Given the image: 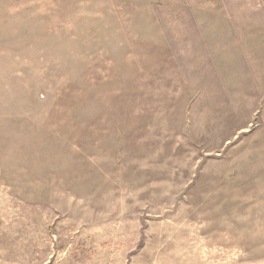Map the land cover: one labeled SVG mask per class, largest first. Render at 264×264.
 Returning a JSON list of instances; mask_svg holds the SVG:
<instances>
[{"label":"rangeland","instance_id":"374dc122","mask_svg":"<svg viewBox=\"0 0 264 264\" xmlns=\"http://www.w3.org/2000/svg\"><path fill=\"white\" fill-rule=\"evenodd\" d=\"M0 264H264V0H0Z\"/></svg>","mask_w":264,"mask_h":264}]
</instances>
